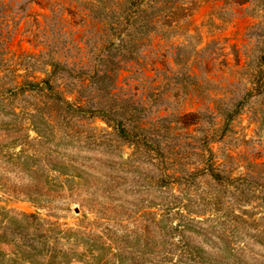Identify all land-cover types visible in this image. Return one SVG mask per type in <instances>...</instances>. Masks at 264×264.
<instances>
[{
  "label": "rangeland",
  "instance_id": "rangeland-1",
  "mask_svg": "<svg viewBox=\"0 0 264 264\" xmlns=\"http://www.w3.org/2000/svg\"><path fill=\"white\" fill-rule=\"evenodd\" d=\"M94 1L0 0V264H264V0Z\"/></svg>",
  "mask_w": 264,
  "mask_h": 264
},
{
  "label": "trees",
  "instance_id": "trees-1",
  "mask_svg": "<svg viewBox=\"0 0 264 264\" xmlns=\"http://www.w3.org/2000/svg\"><path fill=\"white\" fill-rule=\"evenodd\" d=\"M180 1L182 0H156V4H154V2L145 4L144 0H126L122 5L121 3L116 4L119 5V7L122 6L124 8L122 11V14L124 15L123 20H113L109 22L105 21L104 19L108 15H110L111 17L110 20L114 19V14L116 12L115 8L108 4H103L95 1L89 3V6L91 7V10L95 8L97 14L102 17V19L96 23L97 27L102 26L103 29L106 28L111 32L129 29L132 32L135 31L136 34H146L148 32L150 33L154 31L156 27L162 26L163 28H175V26L180 23L179 20L181 19V17L185 16ZM159 3L160 5H158ZM169 9L173 11H170ZM165 11H168L169 15L165 16L164 13L162 19H157V15ZM103 78H105V76L100 75L97 70L92 72V74L90 75V79L95 81L96 84H99L100 79ZM99 90H101V88ZM90 112L94 113V111L92 110Z\"/></svg>",
  "mask_w": 264,
  "mask_h": 264
}]
</instances>
